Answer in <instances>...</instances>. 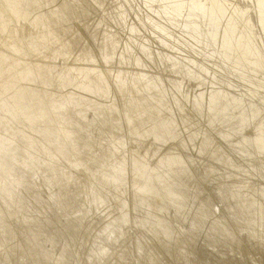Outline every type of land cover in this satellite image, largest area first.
Masks as SVG:
<instances>
[{
    "label": "bare ground",
    "instance_id": "6f19581e",
    "mask_svg": "<svg viewBox=\"0 0 264 264\" xmlns=\"http://www.w3.org/2000/svg\"><path fill=\"white\" fill-rule=\"evenodd\" d=\"M260 4L0 0V264H264Z\"/></svg>",
    "mask_w": 264,
    "mask_h": 264
},
{
    "label": "water",
    "instance_id": "95a60500",
    "mask_svg": "<svg viewBox=\"0 0 264 264\" xmlns=\"http://www.w3.org/2000/svg\"><path fill=\"white\" fill-rule=\"evenodd\" d=\"M261 1H262V0H259V3H261V4H260V6H258V11H259L260 15H263V13H264V11H263V9H264V4L262 5V2H263V1H262V2H261ZM262 8H263V9H262ZM261 10H262V12H261ZM175 12H177V9H176ZM173 15H174V16H180L179 13H174ZM255 16H256V15H253V18H252V21H254V22H256V21H255ZM182 22H186V21H182ZM162 38H163V40H164V35H163ZM163 44H164V45H167V44H169V43H168V41H163L162 45H163ZM161 75H163V74H161ZM162 81L165 82V83H169V82H167L166 80H163V79H162ZM156 82H157L158 84H160V81H156ZM163 84H164V83H163ZM165 87L168 88L169 85H166V84H165ZM257 99H258V100H257ZM257 99H256V101H258V106L260 107V105H262L263 102L260 101V98H257ZM185 130H186V129H185ZM185 130H184V132H185ZM169 158L174 159L173 157H169ZM261 173H262V172H261ZM262 175H263V174H262ZM263 182H264V181H263ZM218 203H219V202H217L216 204H218ZM219 205H220V204H219ZM211 206H212V205H211ZM216 206H218V205H216ZM220 206H221V205H220ZM220 206H219V207H220ZM221 207H222V206H221ZM212 208H214L213 211H215L216 213H218V210H219V209H217L218 207L216 208V207H214V205H213ZM216 215H217V214H216ZM96 224H97V222L93 224V225H94V226H93V229L96 227ZM107 226H108V225H104L102 228H100V227L98 226V227H97L98 230H94V232H92V236H96V235H98L99 233H102V230H103V229L106 230V229H107V228H106ZM97 228H95V229H97ZM92 231H93V230H92ZM89 234H90V233H87V235H89ZM2 260H3V259H2ZM13 260H14V258H12V259H11L9 262H7V263L13 264ZM3 262H5V261L3 260ZM17 264H24V262H23V263L17 262Z\"/></svg>",
    "mask_w": 264,
    "mask_h": 264
}]
</instances>
